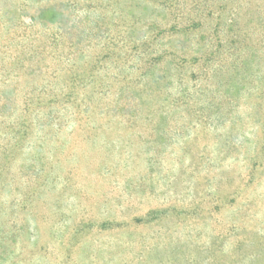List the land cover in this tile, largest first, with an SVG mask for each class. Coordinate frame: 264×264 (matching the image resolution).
<instances>
[{
    "label": "rangeland",
    "instance_id": "374dc122",
    "mask_svg": "<svg viewBox=\"0 0 264 264\" xmlns=\"http://www.w3.org/2000/svg\"><path fill=\"white\" fill-rule=\"evenodd\" d=\"M55 1L87 6L0 0V70L14 75L18 92L40 78L22 76L9 60L26 44L23 21ZM142 3L123 0L120 17L102 12L99 26L92 13L94 34L150 35L134 23ZM252 20L245 8L237 13L226 38L234 56L214 59L217 73L186 102L170 97L193 91L181 74L169 90L160 83L166 95H146L152 78L141 81L139 64L108 63L86 89L94 96L87 113L74 120L58 108L53 119L41 116L13 157L0 156V264H264V47ZM246 33L251 54L242 59ZM171 65L166 60L154 75ZM12 109L0 107V129L18 117Z\"/></svg>",
    "mask_w": 264,
    "mask_h": 264
},
{
    "label": "trees",
    "instance_id": "16d2710c",
    "mask_svg": "<svg viewBox=\"0 0 264 264\" xmlns=\"http://www.w3.org/2000/svg\"><path fill=\"white\" fill-rule=\"evenodd\" d=\"M122 1L85 0L87 6L83 7L75 1L68 5L62 1L48 2L51 5L42 6L30 18V23L23 21L26 44L15 59L9 60L23 71L22 76L30 78L33 73H39L40 78H30L29 87L18 92L15 86L12 87L14 75L9 72L4 75L0 70V84L3 86L0 107L5 110L14 108V114L19 112L18 117L10 115L7 127L0 129V132L5 130L7 137L0 141V156L13 157L17 148L29 139L36 123L42 120L41 116L53 119L55 109L73 111L74 120L87 113L94 96L86 89L98 84L108 63L125 65L134 61L139 64L136 66L141 81H148L149 77L153 79L145 82L142 92L146 95L149 91L166 95L175 75L181 74L182 80H190L195 85L193 91L183 90L179 99L170 96L175 103H180L192 99L196 87L201 92L205 90L217 73L212 64L214 59L234 56L230 48L234 42L226 38L237 25V13L244 8L253 16L248 25L253 23L255 30L262 29L263 36L258 41L264 47V0H143L136 7L138 12H132V15L135 24L144 23L149 27L150 35L129 39V35L111 37L110 31L108 35L105 32L104 35L100 32L94 34L91 14H97V25L103 21L102 12L120 17L116 7ZM144 1L147 5L141 9ZM13 20L10 18L8 23ZM87 27L91 28L88 35L93 38H85ZM36 28L39 31H35ZM175 37L186 39L187 44L173 45ZM249 40L246 33L241 41L242 59L251 54ZM48 57L53 60L49 66L45 63ZM143 59H153L146 63V69L141 66ZM178 59L179 63L174 66ZM166 60L172 65L156 77L154 69ZM161 82H169L166 90L160 86ZM154 84L159 86L153 87ZM81 90L84 93L80 94ZM143 93L138 94L139 105Z\"/></svg>",
    "mask_w": 264,
    "mask_h": 264
}]
</instances>
